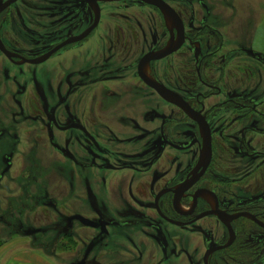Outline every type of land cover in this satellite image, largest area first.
Here are the masks:
<instances>
[{"label":"flooded vegetation","instance_id":"obj_1","mask_svg":"<svg viewBox=\"0 0 264 264\" xmlns=\"http://www.w3.org/2000/svg\"><path fill=\"white\" fill-rule=\"evenodd\" d=\"M155 1L0 0V184L61 178L71 264H264V50L228 0Z\"/></svg>","mask_w":264,"mask_h":264},{"label":"rangeland","instance_id":"obj_2","mask_svg":"<svg viewBox=\"0 0 264 264\" xmlns=\"http://www.w3.org/2000/svg\"><path fill=\"white\" fill-rule=\"evenodd\" d=\"M218 1L222 2V0ZM228 2L230 4V11L238 10L239 12V16L233 22L234 24L232 23L231 27L238 28L240 26H246V28H252L254 34L253 38L255 37V45L264 50V0H228ZM222 7L220 9H222ZM255 33L257 34L256 36ZM2 123L1 127L10 126L13 131H16L13 124L8 125L6 122ZM5 145L9 146L10 141L9 143L4 144V147L1 148L0 156L5 152L7 147ZM30 149L31 148L25 149V152H28ZM39 151L40 150L35 149L36 153ZM43 152L41 151L34 156H37L38 158L40 154L43 153V167H47L48 160H46L45 151ZM15 157L17 158H13L14 167L5 175L6 179H3L0 184L1 206L3 204L1 197L4 194H10L12 192L9 188L12 187L15 191L14 200L10 199L9 196L5 197L6 204L8 205V209L5 208L7 211H0V228L2 231L4 230V235L17 236V238H20L23 237L24 234L32 233L31 237L34 238L35 242H31V244L36 245L38 248H43L45 251H50L55 259H57L58 264L79 262L82 256L83 246H98V243H93V240L89 239L96 236L94 231H85L77 223L73 225L71 235L66 237L61 233L62 230L65 229L67 216L77 213L78 200L76 199V196L74 197V199H76L74 201L75 203H73L72 206H69L70 203L68 202L69 205H67L63 199V195L66 192V186L61 182V178L57 177L49 196L51 197L49 199L53 205L49 203V200H35V197H33L34 194L36 195L35 189L43 187L41 181L46 177L47 171L41 168H31L37 164L42 165L39 164V161L35 160V157L29 161L25 160L23 156ZM59 167L61 168L60 165ZM29 168H31V172ZM5 171L6 166L4 163L0 162V175L4 174ZM35 173H39L43 177L41 175H36V178L32 181L30 177L33 178ZM26 191L33 193L32 196H29L31 201L27 204L25 200L21 201L18 199V197ZM36 198L40 197L36 196ZM35 231L39 232L36 233ZM83 238H85V244L83 243ZM123 245L126 247V244ZM98 250L99 249L96 250V253ZM107 253H111V251H107ZM91 257H97L95 252ZM104 261L107 262L106 264L115 263V260H112L110 257H107ZM125 261L128 262V264H144L143 261L135 258L127 260L121 257H118L117 264H127ZM93 263L94 260H91V264Z\"/></svg>","mask_w":264,"mask_h":264},{"label":"crops","instance_id":"obj_3","mask_svg":"<svg viewBox=\"0 0 264 264\" xmlns=\"http://www.w3.org/2000/svg\"><path fill=\"white\" fill-rule=\"evenodd\" d=\"M9 190H12L10 194H4L1 197L3 204L2 206L0 204V211H7L8 209L5 200L6 196L14 200L15 191L12 187ZM32 195V192L26 191L18 199L21 201L25 200L27 204L31 201L29 196ZM31 236V234H24L20 238H17V236H7L4 235V230L2 231L0 228V264H58L57 259H55L50 251H45L43 248H38L36 245L31 244V242H35Z\"/></svg>","mask_w":264,"mask_h":264},{"label":"water","instance_id":"obj_4","mask_svg":"<svg viewBox=\"0 0 264 264\" xmlns=\"http://www.w3.org/2000/svg\"><path fill=\"white\" fill-rule=\"evenodd\" d=\"M146 1L149 2V3L155 4V5H157L159 8L162 9V7H161V6H160L155 0H146ZM151 86H153V88L158 89L159 91H161L156 85H152V84H151ZM161 94L165 97V99H166V98H169V97H172L171 95H169V94L166 93V90H165V92L161 91ZM71 218H72V219H75V220H79V221L81 220V222H82L85 226H90V227H94V226H95L94 223L88 222V221L82 219V217H80V216H75V217H71ZM71 218H70V219H71Z\"/></svg>","mask_w":264,"mask_h":264}]
</instances>
